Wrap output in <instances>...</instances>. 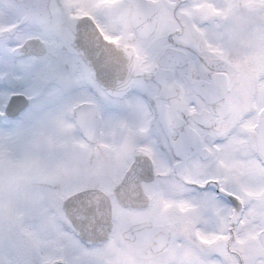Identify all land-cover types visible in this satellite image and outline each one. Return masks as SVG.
<instances>
[{"label":"snow or ice","instance_id":"6c2138e0","mask_svg":"<svg viewBox=\"0 0 264 264\" xmlns=\"http://www.w3.org/2000/svg\"><path fill=\"white\" fill-rule=\"evenodd\" d=\"M0 264H264V0H0Z\"/></svg>","mask_w":264,"mask_h":264}]
</instances>
